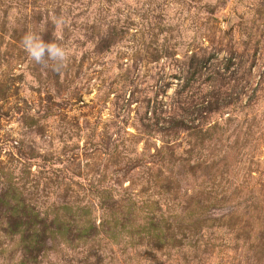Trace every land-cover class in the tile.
Wrapping results in <instances>:
<instances>
[{
  "label": "rangeland",
  "instance_id": "374dc122",
  "mask_svg": "<svg viewBox=\"0 0 264 264\" xmlns=\"http://www.w3.org/2000/svg\"><path fill=\"white\" fill-rule=\"evenodd\" d=\"M0 264H264V0H0Z\"/></svg>",
  "mask_w": 264,
  "mask_h": 264
},
{
  "label": "clouds",
  "instance_id": "9594fccd",
  "mask_svg": "<svg viewBox=\"0 0 264 264\" xmlns=\"http://www.w3.org/2000/svg\"><path fill=\"white\" fill-rule=\"evenodd\" d=\"M25 45L27 46L28 51L33 59H35L37 62H41L43 60L46 54V49L44 46H41L40 44H34L31 36L25 37ZM48 52L52 58H59L61 60H63L66 55L62 50L55 47H50Z\"/></svg>",
  "mask_w": 264,
  "mask_h": 264
}]
</instances>
